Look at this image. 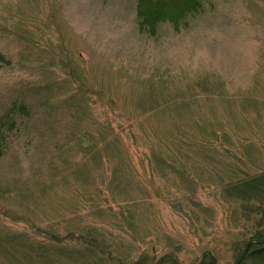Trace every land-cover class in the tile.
<instances>
[{"label":"rangeland","instance_id":"obj_1","mask_svg":"<svg viewBox=\"0 0 264 264\" xmlns=\"http://www.w3.org/2000/svg\"><path fill=\"white\" fill-rule=\"evenodd\" d=\"M0 53V119L28 110L0 159V264H236L264 211V0L156 37L137 0H0Z\"/></svg>","mask_w":264,"mask_h":264},{"label":"trees","instance_id":"obj_2","mask_svg":"<svg viewBox=\"0 0 264 264\" xmlns=\"http://www.w3.org/2000/svg\"><path fill=\"white\" fill-rule=\"evenodd\" d=\"M206 3L207 0H137V23L139 31L141 33H146L151 37H156L159 34L161 25L166 23H169L176 31H180L181 29L186 28L194 17L205 11ZM6 63V57L0 53V67L2 64ZM26 109L27 107L24 104H15L10 109V112L5 116V118L0 119V159L9 150V139L11 137L10 135L12 134L13 127L16 125L15 120L17 118V114H19L20 112L26 113L28 111ZM111 132L113 133V135L118 137L117 134H114L113 131ZM127 132L128 131H126V129L121 130L120 134L125 136L124 142L122 140V142L120 141L121 145H125L124 143H130L131 145H133L135 143L134 141H136L135 136H133L132 138L134 140L133 141L130 139V136L126 135ZM208 141L206 140L204 142H201V144L188 142V150L195 148L196 145L199 147L202 144L213 147ZM205 145H202L199 148H203ZM149 147V150H152V147L150 145ZM152 155L153 156H151L150 161H152L153 159L159 161L164 160L161 156H157L154 154ZM187 156L190 155L187 154ZM187 156L186 159H188ZM191 159L192 158L190 156L189 161H191ZM166 160L168 159H165V161ZM147 161H149V159ZM181 174L187 180L189 179L187 176H185L184 169ZM251 208H254L258 212L261 211V207H259V205H257L256 207L252 206ZM260 217V226H253L252 229H243V231L247 232L248 234L246 233V236L245 234H243L244 238H240L239 240L241 241L239 242H237V239L235 240L234 248H237V250L235 249V261L237 260L236 264H264V211ZM237 221L238 219H234V223H236ZM256 254H261L260 256L256 257L259 262H251L253 259L251 256H255ZM208 255L209 254L204 253V255L202 256V260H207V264H212V262L214 264H218L215 257H211ZM157 260L158 259H152L149 262L147 259L146 261L142 259V262H144L143 264H157L159 263L157 262ZM174 260L181 264L180 260L176 256L172 259H168V264H173ZM162 261L165 260L163 259ZM206 263L203 262L200 264Z\"/></svg>","mask_w":264,"mask_h":264}]
</instances>
